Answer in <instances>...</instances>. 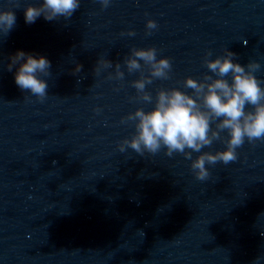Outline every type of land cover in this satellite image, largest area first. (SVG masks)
I'll list each match as a JSON object with an SVG mask.
<instances>
[{"label": "water", "instance_id": "95a60500", "mask_svg": "<svg viewBox=\"0 0 264 264\" xmlns=\"http://www.w3.org/2000/svg\"><path fill=\"white\" fill-rule=\"evenodd\" d=\"M16 2L0 0L16 15L0 35V264H264V141L206 165L204 181L182 154L118 147L135 132L122 118L151 110L159 89L192 94L186 77L217 78L208 51L257 61L264 82V0H80L70 18L32 24L24 9L42 0ZM149 47L172 63L170 79L146 85L151 104L131 99L140 73L124 63L132 48ZM17 50L51 62L43 102L16 85L18 65L8 70ZM99 59L113 66L97 75ZM116 63L123 80L108 78Z\"/></svg>", "mask_w": 264, "mask_h": 264}, {"label": "clouds", "instance_id": "9594fccd", "mask_svg": "<svg viewBox=\"0 0 264 264\" xmlns=\"http://www.w3.org/2000/svg\"><path fill=\"white\" fill-rule=\"evenodd\" d=\"M109 2L100 0L102 7H107ZM13 6L19 7L18 0ZM79 7L80 0H42V3L28 4L24 9L25 23H35L41 16L47 21L60 17L68 19ZM15 25V11L0 10V35H7ZM157 27L154 20L147 21V30ZM146 34L150 35L151 32L147 31ZM128 35L135 33L129 32ZM157 51L155 47L132 48L130 55L125 58L128 73H140V78L131 81L132 87L136 89V96L131 99L153 103V96L146 90V85L152 84L154 79L171 78L170 58L157 59ZM223 53L215 59H208L212 55L208 51L203 61L217 78L207 73L202 80L186 77L184 87L192 89V94L177 88H161L156 93L151 110L137 108L122 118L121 123L134 124L135 132L130 139L125 138L120 142L119 151L131 148L144 156L146 152L154 155L164 149L169 157L174 153L182 154L186 160L191 161L190 168L195 178L204 181L210 175L206 165L218 162L227 165L237 159V149L246 140L249 143L264 141V87H261L264 82L255 75L260 64L255 60L246 65L235 62L233 58L237 54L228 48H224ZM9 59V71L18 65L14 75L16 85L43 102L48 88L44 77L50 75L51 62L44 56L37 57L22 50H17ZM112 66L111 61L99 59L94 73L99 75L102 68ZM81 68L82 65L77 64L73 74L80 72ZM229 75L230 82L225 78ZM108 78L124 79L119 63L115 64V75L109 73ZM225 132L227 137L222 135ZM214 141L222 142L224 150L214 154L201 151L204 147H210ZM193 152L200 154L193 158Z\"/></svg>", "mask_w": 264, "mask_h": 264}]
</instances>
